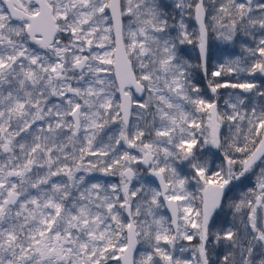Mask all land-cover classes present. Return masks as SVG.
<instances>
[{
	"label": "snow or ice",
	"instance_id": "obj_1",
	"mask_svg": "<svg viewBox=\"0 0 264 264\" xmlns=\"http://www.w3.org/2000/svg\"><path fill=\"white\" fill-rule=\"evenodd\" d=\"M0 264H264V0H0Z\"/></svg>",
	"mask_w": 264,
	"mask_h": 264
},
{
	"label": "rangeland",
	"instance_id": "obj_2",
	"mask_svg": "<svg viewBox=\"0 0 264 264\" xmlns=\"http://www.w3.org/2000/svg\"><path fill=\"white\" fill-rule=\"evenodd\" d=\"M236 54H237V53H236ZM242 79H243V77H242ZM253 183H254V178H253ZM240 192H241V191H238L236 194L239 195ZM193 243H195V242H193ZM185 255L190 257L191 254H190V253H186Z\"/></svg>",
	"mask_w": 264,
	"mask_h": 264
},
{
	"label": "trees",
	"instance_id": "obj_3",
	"mask_svg": "<svg viewBox=\"0 0 264 264\" xmlns=\"http://www.w3.org/2000/svg\"><path fill=\"white\" fill-rule=\"evenodd\" d=\"M236 53H237V54H240V50H239L238 47H237V49H236ZM249 186H251V184H250ZM239 191H241V192H242V191H246V189H241V190H239Z\"/></svg>",
	"mask_w": 264,
	"mask_h": 264
}]
</instances>
